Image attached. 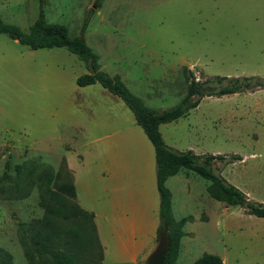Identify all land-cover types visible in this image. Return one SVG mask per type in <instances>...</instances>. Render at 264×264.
<instances>
[{
  "label": "rangeland",
  "instance_id": "rangeland-1",
  "mask_svg": "<svg viewBox=\"0 0 264 264\" xmlns=\"http://www.w3.org/2000/svg\"><path fill=\"white\" fill-rule=\"evenodd\" d=\"M40 9V0H0V21L28 33ZM43 10L48 23L66 26L71 37L82 35L87 21L84 38L100 70L120 77L156 112L179 104L189 72L198 81L264 79V0H44ZM85 74V63L66 48L31 50L0 34V264H30L28 253L35 264L45 258L28 246L45 216L42 201H53L48 190L68 216L52 219V228L72 243L66 251L85 264L101 260L95 221L71 210L80 206L77 197L60 190L73 184L66 160L74 166L79 208L95 209L99 221L110 195L103 191L105 162L125 157L133 174L139 160L155 164L132 111L98 83L78 86ZM160 133L177 152L239 156L213 162L212 169L264 204V89L206 97L186 117L162 124ZM190 174L188 183L180 174L166 183L172 229L182 233L174 264H194L204 255L223 264H264V218L212 199L210 183ZM88 186L97 202L82 197Z\"/></svg>",
  "mask_w": 264,
  "mask_h": 264
},
{
  "label": "trees",
  "instance_id": "trees-1",
  "mask_svg": "<svg viewBox=\"0 0 264 264\" xmlns=\"http://www.w3.org/2000/svg\"><path fill=\"white\" fill-rule=\"evenodd\" d=\"M40 2L41 9L39 17L31 26L28 33H24L16 26L0 21V34L7 35L10 39L17 41L19 44L31 50L66 48L71 53L77 55L88 69V74L77 79L78 86L86 87L98 83L111 94L119 97L132 111L137 125L143 129L155 149L157 188L160 196L158 239L160 238L161 231H166V229H168V231H166V237L169 242V247L164 264L175 263L179 240L182 236L179 229H172L171 193L165 183L168 178L175 176L181 170H188L208 181L210 185L207 191L212 199L224 202L229 206L244 208L247 213L258 218H264V204L250 200L246 194L225 182L223 178L212 169L213 162L220 161L229 164L234 161L242 160L239 156H231L228 158L224 155H196L192 151L177 152L165 144L160 133V126L162 124L171 123L186 117L189 111L197 108L204 98H221L228 95L261 90L264 89V79L257 77H217L212 81H198L194 74L189 72L188 92L179 104L169 110L156 112L146 106L140 97L133 94L120 77H110L100 70L98 56L88 46L84 38L87 21L84 23L82 35L71 37L66 26L62 24H51L46 21L43 10L44 0H40ZM60 174L61 173L58 174V177ZM40 179L42 180L44 177H40ZM47 181L48 184L51 183L52 178L49 177ZM60 190L68 193V196L76 197L74 184H63ZM48 192L51 197H53V201L47 202L46 199H42V207L45 209V216L38 226H35L36 238H29L28 249L39 257H45L41 258L42 261H38V264H85L83 261L79 262L72 254L66 251L71 247L72 243L62 238L60 233L52 228L53 218L62 217V219H65L68 216L64 214L65 208L63 202L60 201L58 197L59 195L51 190H48ZM79 207L80 206H72L71 210L78 214L82 213L85 217L94 221V214ZM92 227L97 232L96 224L95 227L92 224ZM23 242L27 244V239L25 237ZM98 242L100 244L99 238ZM28 257L29 263L35 264L33 254L28 253ZM92 264H103V252L101 260ZM194 264H223V262L217 256L204 255Z\"/></svg>",
  "mask_w": 264,
  "mask_h": 264
},
{
  "label": "crops",
  "instance_id": "crops-1",
  "mask_svg": "<svg viewBox=\"0 0 264 264\" xmlns=\"http://www.w3.org/2000/svg\"><path fill=\"white\" fill-rule=\"evenodd\" d=\"M147 160L149 165H144L139 160L141 169L138 174L129 170V162L125 157L114 160L116 162H105L102 178L109 185L103 191L110 195L102 204V221H99L95 209L86 206L89 211H85L94 214L97 235L103 247V264H145L158 246L160 196L157 188L156 157L155 164L150 159ZM66 162L73 175L77 201L81 206L74 166L70 161ZM190 173L188 170H181L175 176L180 174L182 182L188 183L191 180L189 176L192 177ZM82 197L91 203L98 201L91 186L86 187Z\"/></svg>",
  "mask_w": 264,
  "mask_h": 264
},
{
  "label": "water",
  "instance_id": "water-1",
  "mask_svg": "<svg viewBox=\"0 0 264 264\" xmlns=\"http://www.w3.org/2000/svg\"><path fill=\"white\" fill-rule=\"evenodd\" d=\"M168 247V239L161 236L156 250L149 256L145 264H164Z\"/></svg>",
  "mask_w": 264,
  "mask_h": 264
}]
</instances>
